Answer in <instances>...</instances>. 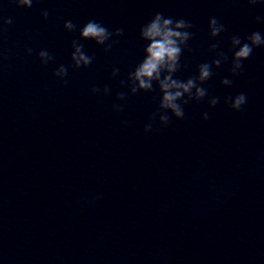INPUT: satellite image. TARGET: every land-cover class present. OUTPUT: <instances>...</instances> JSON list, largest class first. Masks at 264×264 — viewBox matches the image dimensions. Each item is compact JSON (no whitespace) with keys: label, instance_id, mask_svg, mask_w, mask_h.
I'll list each match as a JSON object with an SVG mask.
<instances>
[{"label":"clouds","instance_id":"9594fccd","mask_svg":"<svg viewBox=\"0 0 264 264\" xmlns=\"http://www.w3.org/2000/svg\"><path fill=\"white\" fill-rule=\"evenodd\" d=\"M17 7L31 8L33 0H12ZM250 5L264 3V0H247ZM44 19L48 18V12H42ZM2 19L3 25H10L11 18ZM257 22H264V17L257 16ZM194 26L191 22L183 18L166 17L163 13L157 12L152 18L139 29V39L145 42L143 49V59L130 71L126 80H121V87L127 86L129 92L126 94L120 92L117 94L118 101L126 100V95H135L139 92H153L157 88L159 90V103L156 111L152 113L149 122L145 125L144 131L148 133L152 131L153 123L157 121L161 127L169 124L174 117L183 119L185 116L184 106L192 101L200 102L208 95L207 89L203 86L213 75V68H219L222 63L227 62L228 56L223 51H217L219 43H213L209 47L210 52H214L216 58L211 63H202L198 65L197 74L181 80L175 77V74L180 70V59L185 48L188 47V41L192 39L194 33L189 31ZM77 28L71 20L65 21L64 29L68 32H73ZM209 37L215 39L225 32V26L218 21L216 17H210L208 21ZM6 28L0 26V32ZM124 29L117 28L115 31H110L103 24L89 20L79 32V40H73L71 43V67L74 69L87 68L93 62L94 57L89 56L84 51V45L80 40H92L97 46H103L106 52L110 51L114 43L113 37L123 36ZM111 41V42H109ZM231 48L234 50L232 55V63L229 71L233 76L242 74L243 62L248 60L254 49L264 47V35L260 32H252L248 35L244 42L239 36H232ZM33 49H27V54L31 55ZM40 62L47 65L54 60L47 50L38 52ZM119 73L118 68H113L112 76L115 77ZM53 76L64 81L68 76V67L60 65L53 73ZM232 80L225 78L221 81L223 86H231ZM155 85V88H154ZM92 92L100 93L101 89L93 87ZM111 89L108 86L103 88V94H110ZM219 103V97L208 99L210 107H215ZM225 103L233 111H240L247 103V97L244 93H240L235 97H228ZM113 110L121 112L124 110L123 104H114ZM169 113L171 115H169ZM204 120L209 119V114L204 113Z\"/></svg>","mask_w":264,"mask_h":264}]
</instances>
